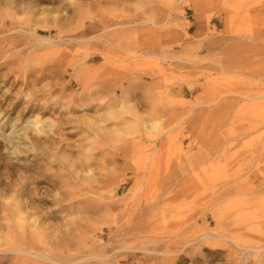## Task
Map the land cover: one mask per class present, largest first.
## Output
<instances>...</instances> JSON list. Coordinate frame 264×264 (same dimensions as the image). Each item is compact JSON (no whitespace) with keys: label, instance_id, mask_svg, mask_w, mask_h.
I'll return each mask as SVG.
<instances>
[{"label":"rangeland","instance_id":"rangeland-1","mask_svg":"<svg viewBox=\"0 0 264 264\" xmlns=\"http://www.w3.org/2000/svg\"><path fill=\"white\" fill-rule=\"evenodd\" d=\"M0 264H264V0H0Z\"/></svg>","mask_w":264,"mask_h":264}]
</instances>
